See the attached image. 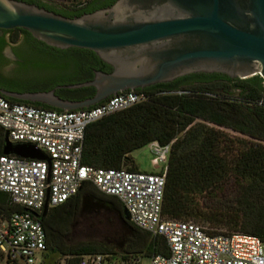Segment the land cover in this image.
Returning a JSON list of instances; mask_svg holds the SVG:
<instances>
[{
	"label": "trees",
	"instance_id": "trees-1",
	"mask_svg": "<svg viewBox=\"0 0 264 264\" xmlns=\"http://www.w3.org/2000/svg\"><path fill=\"white\" fill-rule=\"evenodd\" d=\"M16 1L75 18L108 7L115 0H62L67 5L48 0ZM10 33L8 42L13 43L18 31L11 29ZM229 83L244 92L239 97L222 93L221 90L233 92L225 81L193 83L175 90H133L143 95V100L85 127L81 164L137 171L129 157L132 151L153 141L169 145L161 216L264 241V84L261 79L263 90L259 93L246 82ZM2 137L0 128V155ZM121 209L114 197L103 195L88 183L82 184L72 197L46 208L38 218L44 233V250L38 264H75L79 256L88 254L118 259L165 256L164 240L124 221ZM20 211L22 208L11 205L8 197L0 193L1 220ZM81 211L112 215L118 228L111 239L70 243V228ZM0 263L9 264L1 254Z\"/></svg>",
	"mask_w": 264,
	"mask_h": 264
},
{
	"label": "water",
	"instance_id": "water-1",
	"mask_svg": "<svg viewBox=\"0 0 264 264\" xmlns=\"http://www.w3.org/2000/svg\"><path fill=\"white\" fill-rule=\"evenodd\" d=\"M257 76L264 84V0H115L75 18L0 0V96L10 101L80 111L119 92L213 81L239 97L244 89L229 82L261 93ZM1 154L46 160L5 132ZM121 217L128 221L124 209Z\"/></svg>",
	"mask_w": 264,
	"mask_h": 264
},
{
	"label": "built area",
	"instance_id": "built-area-1",
	"mask_svg": "<svg viewBox=\"0 0 264 264\" xmlns=\"http://www.w3.org/2000/svg\"><path fill=\"white\" fill-rule=\"evenodd\" d=\"M143 100V95L124 91L98 105L75 111L56 112L7 102L0 96V128L7 141L29 144L46 160L0 155V193L22 208L7 220L0 219V254L9 264L40 262L44 233L36 216L57 206L88 183L98 192L114 197L130 222L150 236L161 237L167 254L149 258H109L100 254L79 256L75 264H264L261 241L251 235L226 233L190 221L161 216L165 162L169 145L153 141L146 146L156 170L93 168L81 164L85 127L109 114Z\"/></svg>",
	"mask_w": 264,
	"mask_h": 264
},
{
	"label": "rangeland",
	"instance_id": "rangeland-1",
	"mask_svg": "<svg viewBox=\"0 0 264 264\" xmlns=\"http://www.w3.org/2000/svg\"><path fill=\"white\" fill-rule=\"evenodd\" d=\"M48 1L59 5H67V3L63 2L62 0ZM226 133H228L230 136H236V134L230 131H226ZM129 157L132 159L134 165L139 171L151 172L156 170L151 162L152 156L147 146L132 151L129 154ZM192 223L202 227L211 228L206 224L196 222ZM117 228V220L112 215H108L101 211H81L77 213L70 228V243L77 244L87 242H104L111 239L113 233L117 230ZM261 249L264 257V241L261 242ZM141 263L145 264L146 259H142ZM33 264H38L37 256L34 257Z\"/></svg>",
	"mask_w": 264,
	"mask_h": 264
},
{
	"label": "flooded vegetation",
	"instance_id": "flooded-vegetation-1",
	"mask_svg": "<svg viewBox=\"0 0 264 264\" xmlns=\"http://www.w3.org/2000/svg\"><path fill=\"white\" fill-rule=\"evenodd\" d=\"M11 34H12V33H10V32H9V35H8V39H7V41L9 40V38H10ZM17 41H18V38H17V40H16L15 42H13V43H11V42H8V43H9V44H14V43H16Z\"/></svg>",
	"mask_w": 264,
	"mask_h": 264
}]
</instances>
